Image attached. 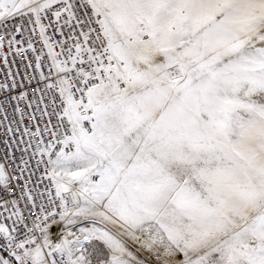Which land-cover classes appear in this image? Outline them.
I'll return each mask as SVG.
<instances>
[{"label": "snow or ice", "instance_id": "obj_1", "mask_svg": "<svg viewBox=\"0 0 264 264\" xmlns=\"http://www.w3.org/2000/svg\"><path fill=\"white\" fill-rule=\"evenodd\" d=\"M0 29L51 104L0 160V264H264V0H0Z\"/></svg>", "mask_w": 264, "mask_h": 264}, {"label": "built area", "instance_id": "obj_2", "mask_svg": "<svg viewBox=\"0 0 264 264\" xmlns=\"http://www.w3.org/2000/svg\"><path fill=\"white\" fill-rule=\"evenodd\" d=\"M48 31L51 33L53 31L52 28H49ZM0 36H3V30L0 29ZM36 36H39V32L37 31ZM16 39H20L19 36ZM59 39V37H57ZM26 47V45H24ZM39 47V45H37ZM3 52L8 53V64L5 65L3 56H0V84H8L9 88L0 89V160L3 159L5 155H14L19 158L22 153L21 149L28 148V135H23L25 128H30L32 131H35V128L38 126L41 129L44 127L45 123L48 119L51 118V104L49 103V98H45L44 103L39 104V109L43 111L45 107V103H49V113L44 119H40V112L37 109V100L40 96V93H37L36 98L31 96V89L36 87L35 82L30 85L28 80L33 79V75L36 71L35 69V59L32 54L29 52L28 60L24 61V54L21 53L17 56L14 52L9 53V47L5 42L3 47ZM9 69L11 70V75H8ZM27 75V79H23L24 75ZM15 80L18 85L17 88H11V84ZM23 91L29 92V96L24 100H14L13 97H19L20 93ZM52 100H55V96L51 97ZM31 102V107H29V103ZM19 104V108L23 110L28 115H24L21 117L20 112L15 111L16 105ZM5 116L7 119H5ZM21 120L23 122L21 123ZM11 126L13 131L9 132L8 128ZM43 135L42 132L36 134V139L39 140L40 136ZM23 140V143L17 144L14 141ZM8 141L6 144L5 141ZM30 152L24 153V158L28 159L30 156ZM38 157L32 158L33 165L35 164V160ZM12 167L11 163L8 165ZM43 170V166L41 169L37 171L36 175H40V171ZM35 179V177H34ZM47 184L45 181L44 185H40L43 188ZM53 231H55L53 229Z\"/></svg>", "mask_w": 264, "mask_h": 264}, {"label": "rangeland", "instance_id": "obj_3", "mask_svg": "<svg viewBox=\"0 0 264 264\" xmlns=\"http://www.w3.org/2000/svg\"><path fill=\"white\" fill-rule=\"evenodd\" d=\"M54 230H56V229H54Z\"/></svg>", "mask_w": 264, "mask_h": 264}]
</instances>
